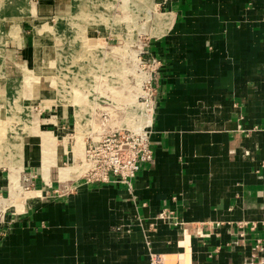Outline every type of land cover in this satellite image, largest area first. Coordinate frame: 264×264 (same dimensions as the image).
I'll use <instances>...</instances> for the list:
<instances>
[{"label": "crops", "instance_id": "crops-1", "mask_svg": "<svg viewBox=\"0 0 264 264\" xmlns=\"http://www.w3.org/2000/svg\"><path fill=\"white\" fill-rule=\"evenodd\" d=\"M168 9L172 24L148 48L163 61L153 160L131 186L72 178L27 202L0 230V264H150L151 252L162 264H264V0H170ZM32 26L22 25L20 47Z\"/></svg>", "mask_w": 264, "mask_h": 264}, {"label": "rangeland", "instance_id": "rangeland-1", "mask_svg": "<svg viewBox=\"0 0 264 264\" xmlns=\"http://www.w3.org/2000/svg\"><path fill=\"white\" fill-rule=\"evenodd\" d=\"M42 1L0 0V230L27 202L69 188L74 180L61 178L76 170L68 154L75 142L85 163L93 140L150 128L143 64L163 34H153V20L164 15L172 24L170 0ZM31 22V45L20 47ZM26 139L40 154L35 170L26 165ZM43 170L53 185L36 180Z\"/></svg>", "mask_w": 264, "mask_h": 264}, {"label": "built area", "instance_id": "built-area-1", "mask_svg": "<svg viewBox=\"0 0 264 264\" xmlns=\"http://www.w3.org/2000/svg\"><path fill=\"white\" fill-rule=\"evenodd\" d=\"M148 61L143 64L149 70V77L144 83L141 98L144 97L146 105L155 112V102L158 95L155 80L159 77L162 68V58L153 53H148ZM147 71V70H146ZM148 72V71H147ZM86 171L78 177L76 182L89 184L90 182L121 181L131 186V180L140 169V165L153 160V149L150 146V129L144 127L139 131H132L122 139L108 137L93 140L86 149ZM255 248L263 249V243L258 239ZM150 264H162L161 258L156 253H150Z\"/></svg>", "mask_w": 264, "mask_h": 264}, {"label": "bare ground", "instance_id": "bare-ground-1", "mask_svg": "<svg viewBox=\"0 0 264 264\" xmlns=\"http://www.w3.org/2000/svg\"><path fill=\"white\" fill-rule=\"evenodd\" d=\"M169 20H170V18L167 16H164V15H162L161 18L158 17V18L154 19L153 22H155V24H157V25L159 24V25L157 28L158 30L156 31V33H153V34L159 35V34L164 33L166 31V28L168 27V25L170 23ZM145 104H146V102H145ZM146 113L147 114H145L146 115L145 124L148 126L150 125L149 127H151V123L153 120V110H152V108H150V106L148 109H146ZM76 125H77V123H76ZM81 147H82V144L75 142V146H73L72 150L68 153L70 155L69 159L71 160L69 162V165H71L72 168H76V170L72 174H70L68 177L61 178L62 181L68 179L69 177H71V178L77 177L78 178L81 174H83L86 171L87 163L86 162L85 163H78L77 162L78 159L82 158L83 151L81 153ZM83 156H84V153H83ZM42 173H43L44 177H46V178L49 177V173H47V171L43 170Z\"/></svg>", "mask_w": 264, "mask_h": 264}]
</instances>
